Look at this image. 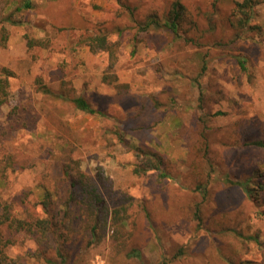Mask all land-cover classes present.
Listing matches in <instances>:
<instances>
[{
  "label": "rangeland",
  "instance_id": "374dc122",
  "mask_svg": "<svg viewBox=\"0 0 264 264\" xmlns=\"http://www.w3.org/2000/svg\"><path fill=\"white\" fill-rule=\"evenodd\" d=\"M31 1L34 9L16 13L20 23L0 25V72L12 73L9 103L0 107V131L16 121L15 130L5 137L9 142L0 151V160L5 153H15L26 168L3 173L0 163V198L12 201L16 211L21 209L17 205H23L19 198L32 208L44 200L46 191L57 202L67 190L58 165L62 167L71 156L87 173L103 171L110 180L111 188L104 189L110 204L127 205L131 219L141 220L145 203L156 201V173H135L139 163L135 150L145 142L172 163L173 178L166 184L177 212L166 215L160 210L148 230L144 228L138 241L145 257L142 264H211L203 258L216 250V235L198 228L191 219L195 201L201 197L193 191L196 179L205 172L196 148L201 143L198 131L206 127L215 136L219 164L211 187L213 200L230 195L236 206L242 203L245 233L264 239V191L257 207L227 180L229 175V180L238 181L251 171L239 161L258 163L264 173V160L252 150L236 151L221 143L240 123L256 124L249 136L259 134L264 123V0H256L249 31L234 43L230 17L235 3L242 0H183L189 19L180 35L166 26L175 0ZM21 5L22 0L11 3L3 13L8 15ZM126 6L135 9L140 19L155 15L156 22L145 33L147 42L136 48L137 24ZM118 27L125 30L120 34ZM96 35L120 42L113 72L119 83L129 85V93L120 99L114 85L103 82L109 73V53H94L89 46ZM189 38L196 42H187ZM239 59L247 61V71ZM80 95L102 115L76 110L65 99ZM16 105L20 112L10 118ZM36 210L45 216L42 205ZM229 211L233 217L239 214L233 208ZM113 236L111 229L100 245L87 252V264H141L126 260ZM16 241L10 248L12 255L24 257L35 249L25 235ZM191 242L193 250L187 257L173 261L176 247ZM210 261L219 264L216 258ZM243 261L264 264V248L250 243Z\"/></svg>",
  "mask_w": 264,
  "mask_h": 264
},
{
  "label": "trees",
  "instance_id": "16d2710c",
  "mask_svg": "<svg viewBox=\"0 0 264 264\" xmlns=\"http://www.w3.org/2000/svg\"><path fill=\"white\" fill-rule=\"evenodd\" d=\"M20 0H0V25L5 23L16 25L21 21L16 18V13L23 10L34 9L31 0H22V5L18 6L10 14H4V10L11 3ZM118 1V0H117ZM120 1V0H119ZM256 0H242L235 3L230 18L233 43L238 41L245 32L249 31L250 24L254 18V8ZM130 13L133 23H136L137 32L134 33L133 45L136 48L141 43H146V35L155 21V15L148 14L144 19L137 17L135 9L126 6ZM189 10L183 0H175L172 3L166 21L167 28L180 35L182 25L188 18ZM16 18V19H15ZM191 18V15H190ZM194 25L197 22L192 20ZM133 28V25L131 29ZM124 27H118V33H122ZM6 29L3 28V32ZM6 33V32H5ZM145 33H147L145 35ZM187 42H196V38H189ZM91 51L98 53L108 52L110 58L109 73L103 77L105 84L114 85L117 90V98H121L129 93V85L118 82V77L114 68L118 61V49L120 42L111 43L107 35H96L90 42ZM241 68L247 71V61L239 59ZM10 76L12 73L4 69L0 72V107L7 105L11 96ZM48 93H52L46 91ZM217 96H221V91H217ZM63 97V96H62ZM222 98V97H221ZM73 108L91 115H102L95 109L85 96H74L69 98L65 96ZM205 97L201 96L200 108H203ZM20 112L19 106L12 108L10 118H15ZM216 115H222L217 113ZM201 119V118H199ZM198 119V120H199ZM10 129L0 131V151L4 150V145L9 142L5 138L8 133L16 126L13 119ZM240 123L224 139H221L223 146L230 149L252 150L257 154V159L264 160V123L259 127V134L249 136L251 129L256 127L253 123ZM15 130V129H14ZM199 138L201 143L196 145L201 152L203 163V172L201 177H197L194 192L201 195L199 201H195L191 219L197 222L198 228L205 227L211 233H215L216 250L212 254H205L206 263L213 264L210 260L217 259L219 264H254L252 261H243V256L250 252V243L254 242L260 248H264V239L258 235L251 236L245 233L244 224L247 221L246 207L240 203L235 205L232 198L226 196L221 201H215L212 198L211 187L213 185L214 173L218 164V156L215 147V136L206 127L200 129ZM140 147L136 148V157L138 165L135 168L137 175H147L156 173L155 197L156 201L145 203L143 209V218L131 219L129 207L119 205L113 207L104 189H110L108 180L103 171L99 170L96 175H92L82 170L79 161L71 156L66 157L62 162V167L58 165L59 171L67 185L66 194L59 197L56 202L50 191L45 192L44 200L36 202L30 208L25 199L19 198L22 207L16 211L12 201L0 198V264H28L27 258L32 264H87L85 255L95 246L100 245L108 236V232L114 230V240L118 244L121 252L124 253L126 260L141 262L145 261L144 253L139 248V237L144 233V228L148 230L149 224H153L158 211H163L166 215L175 214L177 211L175 197L170 186L166 184L168 179L173 178L172 163L166 156L142 142ZM0 163L3 165V173L11 169L13 172L24 171L26 168L21 165L15 153H5ZM245 154L241 156L244 159ZM240 158V156H239ZM60 164V163H59ZM241 167L251 171L242 179L234 181L227 180L233 186L238 187L245 198L255 206H260V193L264 191V173L259 169V164L255 162L250 164L237 163ZM159 203V204H158ZM42 205L45 216L39 215L36 206ZM233 208L239 213L233 217L229 209ZM211 212L209 217H205L206 212ZM264 214V213H263ZM219 215V216H218ZM25 235L35 244V249L27 252V255H12L10 248L17 245L16 237ZM193 243L185 246L176 247L172 260H178L187 257L188 252L193 250ZM167 264V262H163Z\"/></svg>",
  "mask_w": 264,
  "mask_h": 264
}]
</instances>
